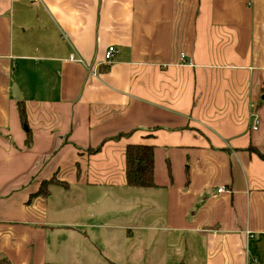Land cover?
I'll return each mask as SVG.
<instances>
[{
    "label": "crops",
    "instance_id": "0c3cea01",
    "mask_svg": "<svg viewBox=\"0 0 264 264\" xmlns=\"http://www.w3.org/2000/svg\"><path fill=\"white\" fill-rule=\"evenodd\" d=\"M263 95L264 0H0V258L264 264Z\"/></svg>",
    "mask_w": 264,
    "mask_h": 264
},
{
    "label": "trees",
    "instance_id": "16d2710c",
    "mask_svg": "<svg viewBox=\"0 0 264 264\" xmlns=\"http://www.w3.org/2000/svg\"><path fill=\"white\" fill-rule=\"evenodd\" d=\"M18 110L23 127L27 131V145L31 144V131L27 119V112L23 101L18 102ZM119 134L116 138L124 135ZM100 147L91 149L92 152H97ZM259 153V151H258ZM264 159V154L259 153ZM154 163L155 154L154 146L148 144L129 143L125 149V176L127 185L133 187H158L154 180ZM60 185L65 188L69 187L68 183L59 180L55 175L49 179H44L40 182L39 188L30 197L42 196L46 197L50 194L51 185ZM0 264H10L5 259L0 258ZM45 264H61L55 262H46Z\"/></svg>",
    "mask_w": 264,
    "mask_h": 264
},
{
    "label": "built area",
    "instance_id": "2783aa9c",
    "mask_svg": "<svg viewBox=\"0 0 264 264\" xmlns=\"http://www.w3.org/2000/svg\"><path fill=\"white\" fill-rule=\"evenodd\" d=\"M34 1H40V0H34ZM116 47L115 46H113V45H111L108 49H107V51H106V53H105V59H107V60H112L113 58H114V55H115V52H116ZM186 56V54L184 53V52H182L181 53V57L182 58H184ZM75 57V55L74 54H72L71 55V58H74ZM259 121L257 120V123H258ZM257 128V126H254V129H256ZM225 188L224 187H220L219 189H218V191L219 192H221V191H223Z\"/></svg>",
    "mask_w": 264,
    "mask_h": 264
},
{
    "label": "water",
    "instance_id": "95a60500",
    "mask_svg": "<svg viewBox=\"0 0 264 264\" xmlns=\"http://www.w3.org/2000/svg\"><path fill=\"white\" fill-rule=\"evenodd\" d=\"M13 95L16 99H22L23 96L19 93L16 85H14V89H13ZM263 98H264V95H263Z\"/></svg>",
    "mask_w": 264,
    "mask_h": 264
}]
</instances>
